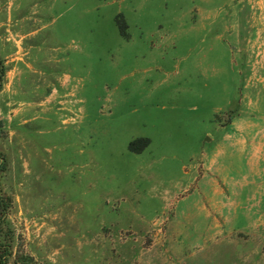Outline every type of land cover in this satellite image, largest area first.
<instances>
[{
	"label": "rangeland",
	"instance_id": "obj_1",
	"mask_svg": "<svg viewBox=\"0 0 264 264\" xmlns=\"http://www.w3.org/2000/svg\"><path fill=\"white\" fill-rule=\"evenodd\" d=\"M1 67L8 264H264V0H0Z\"/></svg>",
	"mask_w": 264,
	"mask_h": 264
},
{
	"label": "trees",
	"instance_id": "obj_2",
	"mask_svg": "<svg viewBox=\"0 0 264 264\" xmlns=\"http://www.w3.org/2000/svg\"><path fill=\"white\" fill-rule=\"evenodd\" d=\"M120 30H121V33H123V30L121 28ZM3 75H4V69L1 67L0 68V79H2ZM145 142H146L145 140H141V139L136 140L129 144L128 150L130 152L137 153L138 151L134 149L135 146L140 145V144H142L143 146H146ZM5 209H6V205L0 204L1 217L4 214ZM3 224H4L3 218H0V230ZM11 255L12 253H11L9 244L0 242V264H8V260L11 257Z\"/></svg>",
	"mask_w": 264,
	"mask_h": 264
}]
</instances>
